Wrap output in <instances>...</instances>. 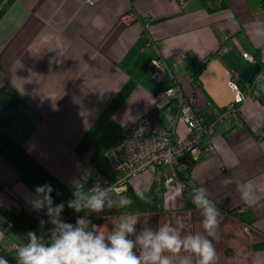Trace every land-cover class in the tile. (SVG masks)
Returning a JSON list of instances; mask_svg holds the SVG:
<instances>
[{"label":"crops","instance_id":"0c3cea01","mask_svg":"<svg viewBox=\"0 0 264 264\" xmlns=\"http://www.w3.org/2000/svg\"><path fill=\"white\" fill-rule=\"evenodd\" d=\"M128 12H150L149 26L123 24ZM151 42L163 47L171 69L160 81L147 68L159 57ZM262 47L264 0H186L185 6L180 0H0V257L25 244L8 227L6 213L49 220L46 208L36 211L26 203L36 186L50 184L53 206L63 203L61 217L72 216L76 212L67 204L74 198L73 180L87 193L96 175L109 178L106 154L153 110L166 127L178 118L177 99L165 94L175 81L196 97L205 122L215 125V152L205 154L201 146L188 183L208 189L221 212H234L261 240L264 85L238 105V117L220 119L193 77L217 61L238 83L248 65L243 53L256 57ZM241 89L246 93L247 84ZM186 134L179 121L177 137ZM226 179L231 183L223 184ZM247 181L259 196L254 206L237 190ZM172 187L160 195L161 211L151 215L177 211L166 208L177 194ZM129 188L136 194L158 191L150 172L132 179ZM179 210L187 211L186 202ZM121 215L106 217L116 227ZM248 257L249 264H264V250L250 249Z\"/></svg>","mask_w":264,"mask_h":264},{"label":"clouds","instance_id":"9594fccd","mask_svg":"<svg viewBox=\"0 0 264 264\" xmlns=\"http://www.w3.org/2000/svg\"><path fill=\"white\" fill-rule=\"evenodd\" d=\"M231 183L230 180L222 181ZM74 198L67 206L76 213L88 210L87 214L76 220L75 225L64 222L61 213L63 203L53 206L50 184L35 187L26 201L33 210L47 209L49 220L40 221L41 228L46 223L52 225L47 239L35 231L27 232V243L15 249L18 264H216L218 259L214 244L208 238L214 236L219 226L220 210L209 198L205 187L194 188L192 203L201 210L202 226L207 235L199 233L181 235L177 227L164 224L157 230L143 228L137 234L140 218L136 215H121L115 230L109 234L90 228L91 213H102L105 208H125L132 204L130 197L121 193L114 199L110 193L112 186L102 187L97 179L87 193L83 184L73 180ZM241 199L249 206L259 201L251 181L237 185ZM142 196V194H140ZM180 227H183L182 223ZM135 236V239L130 237ZM181 253L187 255L181 256ZM0 264H9L8 260L0 257Z\"/></svg>","mask_w":264,"mask_h":264},{"label":"built area","instance_id":"2783aa9c","mask_svg":"<svg viewBox=\"0 0 264 264\" xmlns=\"http://www.w3.org/2000/svg\"><path fill=\"white\" fill-rule=\"evenodd\" d=\"M88 1L95 3L97 0ZM180 3L185 6L186 0H180ZM148 19H152L150 12L141 14L128 12L122 15L121 22L132 25L141 21L147 28ZM153 45L159 57L150 59L147 68L152 78L160 81L171 69L163 57V47ZM220 50L225 52L227 48L221 47ZM243 57L248 64H256V57L253 54L245 52ZM260 59L261 68L252 82L247 83L246 93L230 75L229 85L236 93V102L223 110L215 109L220 119L238 117V105L246 99L247 95L255 96L258 89L264 85V47L260 49ZM165 94L169 98L177 99L178 118L173 119L171 125L166 127L161 122L160 113L153 110L139 120L132 131L106 154L112 167V174L109 178L96 175L94 183L99 179L102 187L112 186L110 195L127 192L130 181L144 172L155 175V184L160 194L175 183H179L182 190H185L187 185L179 177V170L183 168L181 162L188 158L196 161L203 144L205 154L215 152V146L210 139L215 133V125L205 122L198 109L196 97L193 94L185 95L178 81L173 82ZM179 121L186 126L187 134L184 137H177ZM70 217L63 216L61 219L68 223ZM8 227H12L11 222H8ZM51 227L50 223L45 224L40 235L47 239ZM20 245L22 244H15L13 250Z\"/></svg>","mask_w":264,"mask_h":264},{"label":"rangeland","instance_id":"374dc122","mask_svg":"<svg viewBox=\"0 0 264 264\" xmlns=\"http://www.w3.org/2000/svg\"><path fill=\"white\" fill-rule=\"evenodd\" d=\"M174 185L176 186L177 194L170 200L171 204L167 202L166 208H173L172 210L177 211L169 212L168 210L161 212L159 215L141 214V216H138L140 218L138 222L139 225H136L137 234L146 227L157 230L164 224H170L173 227H177L182 236L196 233L207 235L202 226L203 216L200 209L195 211L179 210L185 206L184 194L179 183H175ZM170 187L173 188L172 186ZM169 188H167L165 192H167ZM115 199H118V196ZM163 201L164 198L162 196V202ZM219 221L220 223L215 235L208 237L217 251L218 259L216 264H249V250L252 249V245L259 242L260 239H256L252 232L246 230L234 216L224 214L220 211ZM112 222L106 217L104 224L96 225L93 223L92 226L89 227L95 228L98 231H103L107 235L115 230ZM181 223L183 227H180ZM130 238L135 239V236ZM180 255L183 256L187 254L181 253Z\"/></svg>","mask_w":264,"mask_h":264},{"label":"trees","instance_id":"16d2710c","mask_svg":"<svg viewBox=\"0 0 264 264\" xmlns=\"http://www.w3.org/2000/svg\"><path fill=\"white\" fill-rule=\"evenodd\" d=\"M256 63L261 65V59L259 53L256 54ZM202 71V70H201ZM201 71H198L194 74V82L196 84V87L200 88L203 90L202 85L199 82V76ZM239 85L241 88H244L247 83H245L242 80H239ZM209 101L211 103H214L212 99L209 97ZM196 161L192 160L191 158L184 159L181 162L182 169L179 170V177L180 180L184 183H186L187 188L183 190L184 194V199L186 202V209L187 211H195L198 210L196 206L192 203V195H194V188L188 183V175L194 166ZM160 193L158 191L151 190L148 193H142V196L140 194H136L135 192L131 191L130 188L127 191V197H130L132 200V204L128 207L125 208H116L113 207L112 209H109L108 212L106 213V216L108 215H121L123 213L131 214V215H140V214H155L159 213L161 211V200H160ZM113 198L116 196L112 195ZM88 210L85 209L83 212L76 213L75 215L71 216L70 219L68 220V223H72L75 225L76 220L80 217H83L87 214ZM92 214L89 216V219L92 221ZM229 215L235 216L234 212H229ZM6 216L8 217L9 221L12 223V230L20 236L25 244L28 242L27 241V232L29 231H35L38 235H40L41 231V226H40V221L36 219L33 215L20 211H12L9 213H6ZM92 223L89 226H92ZM253 250H264V237L257 243L252 245ZM7 257H14L15 259V264H18L17 262V257H16V252L15 250L7 255ZM193 264H195V258H193Z\"/></svg>","mask_w":264,"mask_h":264},{"label":"water","instance_id":"95a60500","mask_svg":"<svg viewBox=\"0 0 264 264\" xmlns=\"http://www.w3.org/2000/svg\"><path fill=\"white\" fill-rule=\"evenodd\" d=\"M260 64H248L240 73V79L245 83H251L259 72ZM230 75L228 71L217 61L206 64L199 76V82L203 90L212 99L219 109H225L236 102V93L229 85ZM105 208L102 213L93 214V222L103 224L105 219L97 215H105L108 212ZM9 264H15L14 257L6 258Z\"/></svg>","mask_w":264,"mask_h":264},{"label":"flooded vegetation","instance_id":"af4514ba","mask_svg":"<svg viewBox=\"0 0 264 264\" xmlns=\"http://www.w3.org/2000/svg\"><path fill=\"white\" fill-rule=\"evenodd\" d=\"M93 214H95V213H93ZM93 214H92V221H93V219L95 218V217H93ZM98 217H103V216H106V214L105 215H97Z\"/></svg>","mask_w":264,"mask_h":264}]
</instances>
